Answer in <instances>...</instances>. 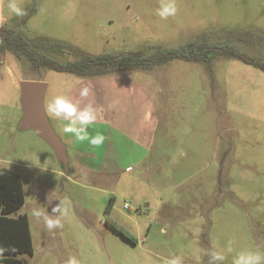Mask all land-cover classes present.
<instances>
[{
    "label": "rangeland",
    "instance_id": "1",
    "mask_svg": "<svg viewBox=\"0 0 264 264\" xmlns=\"http://www.w3.org/2000/svg\"><path fill=\"white\" fill-rule=\"evenodd\" d=\"M10 2L0 0V35L59 62L78 52L150 55L206 34L222 44L243 34L253 44L238 49L264 59V0H175L178 12L166 20L160 0H15L22 17ZM23 80L48 84L45 104L92 89L100 119L88 133L105 141L93 148L56 131L67 174L41 137L18 128ZM0 166L24 182L19 213L28 214L34 242L24 264H210L212 250L224 255L220 264L246 252L264 261V71L240 59H174L89 77L34 70L24 54L0 47ZM59 200L69 202L68 215L48 231L32 210L55 218Z\"/></svg>",
    "mask_w": 264,
    "mask_h": 264
},
{
    "label": "trees",
    "instance_id": "2",
    "mask_svg": "<svg viewBox=\"0 0 264 264\" xmlns=\"http://www.w3.org/2000/svg\"><path fill=\"white\" fill-rule=\"evenodd\" d=\"M0 36L2 37L0 47L2 49L9 47L17 54H24L34 70L47 67L58 72L95 77L125 70L152 69L174 59L208 63L214 56H227L240 59L264 71L263 58L248 56L235 45L237 42L248 46L253 44L246 40L243 34L240 37L237 35L228 37L226 44L214 42L212 39L215 37L206 34L201 41L190 42L179 48H157L150 55H146L144 50L99 55L78 52L77 57L68 62L56 61L47 54L35 51L26 42L22 43L18 39L15 40H18L19 45L25 49H16L19 46L17 42L16 44L8 43V35ZM243 38L246 41H243ZM57 46L61 51L67 49L61 43H57ZM25 203L26 195L22 176L10 168L0 166V264H24L21 256L34 254L29 216L27 213H19ZM110 205H112L111 202ZM109 208L110 206L104 217L109 214ZM109 223L125 238L137 243L136 237L126 229L114 222L109 221Z\"/></svg>",
    "mask_w": 264,
    "mask_h": 264
},
{
    "label": "clouds",
    "instance_id": "3",
    "mask_svg": "<svg viewBox=\"0 0 264 264\" xmlns=\"http://www.w3.org/2000/svg\"><path fill=\"white\" fill-rule=\"evenodd\" d=\"M8 8L16 16L22 17L25 15L24 11L15 3V0H11ZM177 12L178 7L175 0H160L157 15L161 19L166 20L169 17H174ZM91 95L92 89L85 84L79 90L78 99L73 100L63 95L55 96L51 102L46 104L45 110L50 117L67 122L63 128L66 134L73 135L76 141L81 143L88 141L93 148H97L104 143L105 136L99 132L94 136H90L88 133V128L95 125L100 119V113L95 107L94 101L89 99ZM68 209L69 202L59 200V204L52 208V213L59 214L57 217L53 218L36 208L32 210L31 214L37 220H43L46 230L53 231L63 227L61 217H67ZM229 244L231 245V241ZM229 250L231 249L229 248ZM209 257L210 264H220L225 259L224 255L215 250L209 252ZM67 264H78V262L75 258H70ZM173 264H176V262L173 261ZM233 264H264V261L258 253L246 252L241 253L233 261Z\"/></svg>",
    "mask_w": 264,
    "mask_h": 264
},
{
    "label": "water",
    "instance_id": "4",
    "mask_svg": "<svg viewBox=\"0 0 264 264\" xmlns=\"http://www.w3.org/2000/svg\"><path fill=\"white\" fill-rule=\"evenodd\" d=\"M48 84L42 81L23 80L19 82L22 117L19 120L20 130H33L54 151L65 173L69 172L67 146L54 129L45 110V97Z\"/></svg>",
    "mask_w": 264,
    "mask_h": 264
},
{
    "label": "crops",
    "instance_id": "5",
    "mask_svg": "<svg viewBox=\"0 0 264 264\" xmlns=\"http://www.w3.org/2000/svg\"><path fill=\"white\" fill-rule=\"evenodd\" d=\"M48 93V92H47ZM47 95V94H46ZM46 98V97H45ZM46 103V102H45ZM45 106H46V104H45ZM50 118V120H54V122H55V124L57 123L58 124V129H56V131L57 132H62V133H65L64 131H63V128H64V126H65V124L67 123L66 121V123L64 122V120H60V119H56V118H54V117H52V119H51V117H49ZM52 122V121H51Z\"/></svg>",
    "mask_w": 264,
    "mask_h": 264
},
{
    "label": "built area",
    "instance_id": "6",
    "mask_svg": "<svg viewBox=\"0 0 264 264\" xmlns=\"http://www.w3.org/2000/svg\"><path fill=\"white\" fill-rule=\"evenodd\" d=\"M126 207H128V204H126Z\"/></svg>",
    "mask_w": 264,
    "mask_h": 264
}]
</instances>
